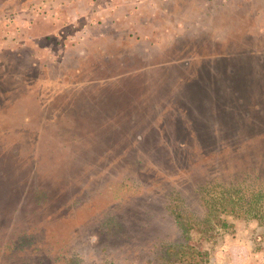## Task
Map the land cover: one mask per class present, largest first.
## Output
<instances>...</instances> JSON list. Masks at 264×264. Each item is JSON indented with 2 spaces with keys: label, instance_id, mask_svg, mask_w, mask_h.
<instances>
[{
  "label": "rangeland",
  "instance_id": "obj_1",
  "mask_svg": "<svg viewBox=\"0 0 264 264\" xmlns=\"http://www.w3.org/2000/svg\"><path fill=\"white\" fill-rule=\"evenodd\" d=\"M9 6L0 5V222L6 231L27 226L41 211L57 220L51 228L58 229L60 246L69 239L76 257L91 256L89 264H157L164 248L140 258L131 246L81 239L80 232L100 239L86 225L119 211L123 225L143 223L154 235L206 251L203 264H264V220L246 210L264 179V112L253 104L259 94L264 98V0H14ZM229 54L237 65L216 58ZM230 67L238 70L239 89L224 76ZM220 70L221 81L214 80ZM202 87L211 98L204 105L197 96ZM217 96L228 103L219 106ZM243 96L255 99L246 105ZM200 105L218 112L226 128L233 125L223 122L227 110L246 115L242 129L230 128L244 159L214 163L213 138L189 136L187 130L209 123L196 122L202 114L192 117ZM214 182L243 183L245 209L221 211L226 226L214 217L211 231L191 230L184 238L175 215L193 210L203 217L198 192L207 201L214 192L217 200L224 187ZM35 191H46L43 201ZM33 197L35 213L28 205L17 211ZM170 200L179 204L173 211ZM165 236L155 243L167 244Z\"/></svg>",
  "mask_w": 264,
  "mask_h": 264
},
{
  "label": "trees",
  "instance_id": "obj_2",
  "mask_svg": "<svg viewBox=\"0 0 264 264\" xmlns=\"http://www.w3.org/2000/svg\"><path fill=\"white\" fill-rule=\"evenodd\" d=\"M14 0H0V5H6L8 4V8L10 9L11 6L9 4L13 2ZM19 0H15L17 3ZM22 6V5H21ZM233 51L235 50H229ZM219 60H228L229 63L238 64L239 58L235 57V54H229V58H220L216 57ZM232 67V66H231ZM231 67L226 68L223 73L224 76H229L230 80L229 84L232 86L231 88L239 89L241 87V84L238 79H236V72H233V68ZM235 67V66H234ZM228 70V73L226 72ZM222 71L220 70L218 74L215 72L214 75L216 79L211 74V77L214 80L221 81L219 78V74ZM238 74V72H237ZM228 78V77H227ZM223 79V78H221ZM223 83V82H222ZM228 84V86H229ZM224 86V85H223ZM251 92L253 94L258 93L257 90L251 89ZM207 89L205 87H202L199 89L197 95L201 98V105H204L205 99H211L209 95H206ZM208 93V92H207ZM260 95V96H259ZM256 99L252 97H245L240 98L239 100L243 103H247L248 105L250 101L255 99L256 101L253 103L255 106L254 108H257L258 111H261L263 113L264 111V98H262L261 94H259ZM258 99V100H257ZM212 100H217L218 105L224 103H228V98H223L221 96H217L215 98H212ZM211 101V100H210ZM194 108L192 112V117L195 119L202 114L204 119L201 120H194L197 123H200L203 125V121L205 119H208L209 123L206 124L201 129H191V131L187 130L190 134L189 136H196V138L201 134L205 137L209 136L210 138H213V140L208 143V145L211 146V153L214 155V163L218 162L219 160L221 162L225 163L228 161L233 160L235 157L236 159H244V157H239V155L243 154L244 149L242 147L237 146L235 147L234 144H236V137H238L236 132H233L232 127L235 129H242L241 122L243 121V116L245 117L242 112H239L237 110H227L224 114V123L228 124L232 122V126L230 128H226L223 123L219 124L218 120L220 117V114L216 111L208 112V110L205 108ZM230 106V105H229ZM209 107V105H208ZM221 107H224L223 105ZM249 107V106H248ZM220 110V109H219ZM221 111V110H220ZM201 116V117H202ZM193 118V119H194ZM222 121V118L221 120ZM255 121V120H253ZM238 124V125H237ZM224 127V128H222ZM255 123L252 122L250 125L248 124L249 130L252 129V131H255L254 129ZM233 129V130H235ZM260 131V128H257ZM202 132V133H198ZM251 131V130H250ZM231 132V133H230ZM233 135V136H232ZM232 136L233 141L226 142L224 138L228 137L230 138ZM258 136H263V134H258ZM251 139V138H250ZM249 139V140H250ZM231 144L233 146H231ZM196 146L201 147V143L195 144ZM257 159V158H255ZM254 158H251V160H254ZM248 161V159H245V164ZM9 172H12V168H8ZM2 171H0V174ZM35 182L37 183V173L34 175ZM217 182V181H215ZM213 183L217 187H224L221 189V191H218L220 195L218 196V199L215 200L213 196H215V193L213 192V196H211V200H206L203 197L204 190L201 189V192H198L201 194V201L202 206L205 210L204 216L200 217L196 212L193 210L185 211V214L175 215L176 222L178 223L177 228L180 230L181 235L184 238H188V233L191 230H197L200 232L207 233L213 229V219L214 217L220 222V224L223 226H226L227 223L224 220H220L219 212H229V213H237L239 214L240 209H245V206L247 205V202L244 197V193L241 194L243 191V183H232V184H223V183ZM264 182V179L260 181V188L258 187L256 192H254L251 197V200L248 202V207L246 210H248L249 214H252L253 216L260 218L261 220H264V189L261 187V184ZM19 186H22V179L18 180ZM255 184H258V181H255ZM43 185H46L44 183ZM263 185V184H262ZM241 191V192H240ZM46 191L36 192L37 198L40 201H43L47 194L42 193ZM37 198L33 197V202L29 199H26V204L22 206V203H18V209H20L22 212H25L27 209H25V206L28 205L30 208H33L34 213L35 209H38L37 206ZM185 202V199L183 200V203ZM7 204V201L6 203ZM177 204V202H176ZM174 204V201L170 200L169 205L167 206V209H171L172 211L175 209V207H178L179 204ZM42 210V209H40ZM19 212V211H18ZM17 213V212H16ZM246 213V212H245ZM18 215V214H17ZM213 215V216H212ZM49 220H46L44 214L40 211L37 217H35L32 222L29 223L31 218L29 220H26L27 226L20 227V224H14L12 225L7 231L8 225H4V222H0V264H11V260H19V264H89L92 261L91 256L83 257L82 254L77 255V249L74 247L72 241L68 239L64 243V245L60 246V233L57 230H53L51 228V225H54L57 223V220L54 221V219H50L48 215H46ZM244 216V214L242 215ZM123 215L119 213V211H109L105 212L101 217L98 219L100 222L95 226V224H89L86 225L87 227L84 230L93 229L95 227V230H97V233L99 234L98 239L96 241L95 238H90L89 236L85 237V232H80L79 236L81 239L91 242V244H103L105 241V248L107 246H114L115 248L124 249L128 246H131L132 251L134 252V255L137 257H142L140 253L146 254V252L152 250L154 251V248L162 249L164 248V251L162 255L159 257V262L157 264H173L176 262H180L183 264H203L205 261V258L207 257V252L202 251L195 246L188 245V242L185 243L184 241L178 240V241H170L168 240V236H165L163 239L166 241L167 244H157L155 243L158 240V235L163 238L161 232L158 235H154L152 230L148 229L147 225L140 223L138 225H132L127 226L123 225ZM52 221V222H51ZM92 225V226H91ZM22 226V225H21ZM90 227V228H89ZM149 228H151L149 226ZM45 229L46 233L49 235H45ZM6 231V232H5ZM90 233V232H89ZM151 233L153 235H151ZM139 235V236H138ZM144 237H146L144 239ZM87 244H89L87 242ZM82 259H80V258ZM128 260V259H126ZM143 263V260H137V262ZM152 260H150L151 262ZM114 263V262H113ZM111 263V264H113ZM108 264V263H103ZM115 264V263H114ZM118 264V263H117Z\"/></svg>",
  "mask_w": 264,
  "mask_h": 264
}]
</instances>
